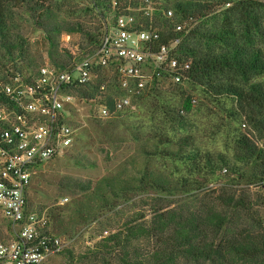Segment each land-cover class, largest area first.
Wrapping results in <instances>:
<instances>
[{
    "label": "rangeland",
    "instance_id": "rangeland-1",
    "mask_svg": "<svg viewBox=\"0 0 264 264\" xmlns=\"http://www.w3.org/2000/svg\"><path fill=\"white\" fill-rule=\"evenodd\" d=\"M158 1L170 8L175 0ZM49 8L52 23L63 29L54 34L58 43L56 51L50 48L43 32L36 28L28 15L20 10L15 12V24L26 38L27 47L23 50L24 56L14 61L0 51V80L16 73L17 69L27 77L41 65L52 67L51 58L68 64L75 44L78 45L75 52L78 55L94 48L87 44L82 33H67L64 29L81 26L99 39L107 14L103 19L88 0L52 1ZM65 34L70 35V44L63 40ZM185 89V93L177 87L155 90L150 96L137 99L134 108L111 119L96 118L94 112L97 109L91 101L76 102L70 119L77 129L72 146L63 156L36 168L27 191L29 207L35 211L47 209L51 231L63 244L61 253L41 264H119L114 256L101 260L100 255H94L95 245L110 233L124 229L127 221L148 222L156 208L176 209L187 215L204 213L216 202L217 210L230 217L226 226L229 232L243 231L260 222L264 225V186L251 184L247 164L238 162L239 168L247 175L243 180H237L235 174L225 167L227 172L221 170L214 179L205 182L208 173L202 168L201 160L188 167L178 160L171 162L155 156L148 141L166 135L164 141L167 142L160 145L161 149L177 150L181 156L197 149L201 155L208 152L212 156L222 154L232 159L235 153L233 135L254 133L245 122V116L236 124L232 123L231 110L235 111L236 101L209 99L189 85ZM188 96L195 100V104L185 111L183 102ZM172 118H180L181 124H173ZM243 123L246 128L242 127ZM181 137H187V144H176ZM252 140L262 146L257 138L252 137ZM191 168H194L193 172ZM144 170L169 177L184 176L201 183L202 187L189 193L167 194L142 185L140 189L120 192L117 196L107 193L108 203L98 201L102 179H133ZM227 197L242 198L249 204L246 209L231 208L226 204ZM8 238L7 222L0 215V240ZM149 243L143 240L132 245L146 249L150 247Z\"/></svg>",
    "mask_w": 264,
    "mask_h": 264
},
{
    "label": "trees",
    "instance_id": "trees-1",
    "mask_svg": "<svg viewBox=\"0 0 264 264\" xmlns=\"http://www.w3.org/2000/svg\"><path fill=\"white\" fill-rule=\"evenodd\" d=\"M52 1L57 0H0V51L10 60L23 57V50L27 47V40L14 21L15 12L19 10L32 19L36 28L43 32L50 48L56 51L58 43L54 34L63 29L51 21L49 5ZM159 2L161 8L174 12L175 22L189 20L191 25L179 50L182 56L191 60L190 82L169 87H177L185 93V86L189 85L209 99L236 101L235 111L230 112L232 123L236 124L245 116V122L254 130L252 137L257 138L262 146L259 147L247 134L236 133L232 138L235 152L232 159L222 154L212 156L208 152L201 155L197 149L181 156L177 150L160 148L167 142L164 141L166 135H161L148 141L155 150V156L171 162L178 160L188 167L201 160L202 168L208 173L205 182L214 179L218 172L226 170L225 167L235 174L237 180H243L247 175L238 166V162H243L250 167L248 177L251 184L258 183L259 187H263L264 0H175L170 8L166 3ZM88 3L101 15L107 14L109 7L106 0H88ZM168 26L172 28V24ZM78 27L64 30L67 33H82L87 44L95 47L99 42L97 36ZM170 28L168 37L171 36ZM51 60L56 68L68 65L57 59ZM17 72L22 73L20 69ZM79 94L82 98L92 95L86 90H81ZM192 101L189 96L184 99L185 111L191 109ZM107 104L111 105L110 99ZM180 120L172 118L170 121L180 125ZM176 144H187V137L179 138ZM193 170L191 168V172ZM100 184L102 192L98 201L102 203L109 202L107 193L117 196L120 192L140 189L142 185L167 194L189 193L202 187L201 183L184 176L169 177L145 170L133 179L104 178ZM226 204L231 208L246 209L249 203L242 198L227 197ZM215 205L216 202H213V207L204 213L187 215L176 209L156 208L148 222L137 223L133 219L125 222L121 231L103 237L95 245L94 255H100L101 260L114 256L119 264H264V225L260 222L243 231L229 232L226 228L229 215L218 211ZM7 227L10 234L8 223ZM143 240L150 242V247H133V242Z\"/></svg>",
    "mask_w": 264,
    "mask_h": 264
},
{
    "label": "built area",
    "instance_id": "built-area-1",
    "mask_svg": "<svg viewBox=\"0 0 264 264\" xmlns=\"http://www.w3.org/2000/svg\"><path fill=\"white\" fill-rule=\"evenodd\" d=\"M106 1L108 17L101 15L104 30L92 50L78 55L75 44L66 67L41 65L27 77L0 80V215L10 227L0 240V264H41L62 251L47 209L32 210L27 191L35 169L72 146L76 102L91 101L96 118L111 119L151 91L190 82L191 60L179 51L189 20L175 22L157 0ZM63 40L72 42L68 34ZM81 90L92 95L82 98Z\"/></svg>",
    "mask_w": 264,
    "mask_h": 264
}]
</instances>
